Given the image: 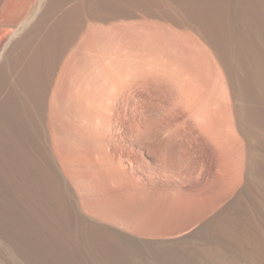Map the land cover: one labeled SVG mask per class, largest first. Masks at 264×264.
<instances>
[{
  "label": "crops",
  "instance_id": "crops-1",
  "mask_svg": "<svg viewBox=\"0 0 264 264\" xmlns=\"http://www.w3.org/2000/svg\"><path fill=\"white\" fill-rule=\"evenodd\" d=\"M199 1L0 0L4 169L88 160L104 170L82 188L103 195L84 206L100 224L148 243L210 235L248 184L250 113L186 24ZM136 254L118 264H147Z\"/></svg>",
  "mask_w": 264,
  "mask_h": 264
},
{
  "label": "rangeland",
  "instance_id": "rangeland-1",
  "mask_svg": "<svg viewBox=\"0 0 264 264\" xmlns=\"http://www.w3.org/2000/svg\"><path fill=\"white\" fill-rule=\"evenodd\" d=\"M196 4L198 18L186 24L216 48L234 80L238 107L250 113L242 129L250 148L249 178L234 210L208 236L148 243L121 226L100 224L84 209L103 197L99 189H82L104 174L85 168L88 160H44L37 171L42 176L32 178L23 162L10 160L4 169L1 159L0 264H118L125 259L116 256L129 252L147 264H264V0ZM126 156L128 168L136 169ZM163 252L180 256L169 259Z\"/></svg>",
  "mask_w": 264,
  "mask_h": 264
},
{
  "label": "bare ground",
  "instance_id": "bare-ground-1",
  "mask_svg": "<svg viewBox=\"0 0 264 264\" xmlns=\"http://www.w3.org/2000/svg\"><path fill=\"white\" fill-rule=\"evenodd\" d=\"M3 52V51H2ZM2 52H1V54H2ZM154 244V243H153ZM163 246V245H162ZM166 246H168V245H166ZM167 250V249H166ZM165 250V251H166ZM163 255H164V257H166V258H171V259H173V258H177V257H179L180 255H178V254H171V253H168V252H166V253H164L163 252ZM168 260V259H167Z\"/></svg>",
  "mask_w": 264,
  "mask_h": 264
}]
</instances>
